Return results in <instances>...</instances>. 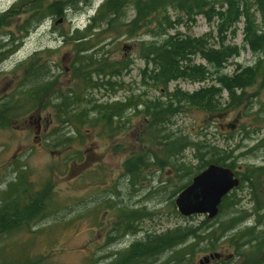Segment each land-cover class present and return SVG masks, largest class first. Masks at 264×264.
Listing matches in <instances>:
<instances>
[{
    "label": "rangeland",
    "instance_id": "1",
    "mask_svg": "<svg viewBox=\"0 0 264 264\" xmlns=\"http://www.w3.org/2000/svg\"><path fill=\"white\" fill-rule=\"evenodd\" d=\"M16 1L0 0V14ZM104 1L92 0L87 7L69 12L63 19L42 23L28 34L15 54L0 63V98L19 90L24 71L17 66L35 53L42 51L39 63H46V73L40 82L52 84L56 77L55 84L46 94L45 103L40 104L36 114L31 115L37 108L27 110L25 115L11 122L8 129H0V207L7 201L4 194L9 183L21 187L19 196L10 198L12 202L16 199L14 208L17 212L23 211L25 202L41 203L39 218L29 224L16 222L20 223L17 231L0 234V264H111L116 254L124 253L131 244L147 236L179 226L198 227L207 220L206 217H182L174 202L182 191L179 190L187 187L197 175V169L207 162L208 154L203 144L226 152L224 157L231 152L225 161L226 164L234 162L233 170L238 175L245 166L264 167V73L257 78L255 86L245 91L240 105H232L217 115L180 104L182 108L159 127L158 137L148 130L150 123L140 113H125L120 120L125 123L123 127L119 122L116 125V120L112 129L103 127V123H94L91 106L95 104L124 103L137 96L144 101H164L163 90H155L146 79L143 82L141 70L144 62L139 57L141 42H158L160 39L143 35L141 31L132 37L111 38L103 46L105 63L115 65L116 69L126 68L117 79L122 88L115 94L96 90L90 95L87 91L83 94L82 88L79 91L83 83L70 73L73 42L64 41L71 37L73 31H82ZM132 15V10H129L128 17ZM242 29L243 24L240 23L234 38L229 36L227 41V44L237 46L239 56L229 60L219 74L231 76L253 66L258 60L264 63L263 53L253 55L244 45ZM175 32L191 37L212 32L214 36L215 25L198 17L194 24L187 23L169 34ZM65 33L67 38L62 39ZM97 42L95 40L93 45ZM197 63L205 65L200 60ZM67 68L69 73H66ZM219 74H212L204 83L173 82L168 86L167 94L176 90L193 94L209 87ZM67 90L78 93L79 98L85 101L77 105V110L85 114L82 118L85 123L76 124L78 129L61 124L62 119L58 118L54 108L58 99L52 92L60 95ZM222 102H227L226 94L222 95ZM38 118L41 127L36 134ZM164 135L201 145H186L179 154L171 157L164 152L161 139ZM137 158H141L143 163L132 173L127 171L129 161ZM254 186L253 183H245L237 188V206L230 205L214 220L206 221L211 230L225 226L237 213V230L256 225V235L264 231V213L251 216L253 189L255 194L262 193L261 188ZM24 188H29L27 194L31 193L32 198L23 196ZM130 211H137L132 219L133 234L126 233L124 227L126 222L127 225L130 223L129 216L126 217ZM10 212L9 208L8 211L0 210L4 229L12 227L8 222ZM41 212L44 213L41 215ZM219 236L217 232L206 238L208 243L201 244L191 257L192 262L187 264L240 263L226 238ZM259 256L264 257V249L254 258ZM168 257H160L151 264H161ZM205 258L209 260L207 263Z\"/></svg>",
    "mask_w": 264,
    "mask_h": 264
},
{
    "label": "trees",
    "instance_id": "2",
    "mask_svg": "<svg viewBox=\"0 0 264 264\" xmlns=\"http://www.w3.org/2000/svg\"><path fill=\"white\" fill-rule=\"evenodd\" d=\"M91 2L92 0L16 1L8 10L0 14V63L15 54L28 34L42 23L52 22L57 18L63 19L69 12H78ZM129 10L133 12L131 18L128 17ZM198 17H203L209 24L215 25L214 36L212 32L201 37L181 36L178 32L169 34L170 31L187 23L194 24ZM240 23L243 24L244 45L253 55L264 54V0H134L132 2L105 0L94 17L89 20L86 28L82 31H73L71 37L64 41V43L73 42L74 57L70 65V73L83 83L78 84L79 91L82 88L83 94L87 91L86 93L90 95L93 90L115 94L119 88H122V83L117 79L122 76L120 72L124 67L116 69L115 65L105 63L106 55L103 53L105 43L114 37L117 39L132 37L139 31L153 39L159 38L158 42L155 40L141 42L139 57L144 62V68L141 70L143 82L146 79L147 84L155 90H163L164 101H149V99L144 101L141 96H137L124 103L91 106L95 124L103 123V127L112 129L117 121L116 125L121 123L120 127H123L125 123L120 120L125 113H140L150 123L148 130L158 137L159 127L182 108L180 104L210 115H217L232 105L236 107L240 105L245 91L255 86L257 78L263 75L264 63H260L259 60L253 66L246 67L231 76L219 74L229 60L239 56L240 50L237 46L229 45L227 41L229 36L234 38L237 25ZM10 28L13 30L9 31ZM61 38H67V34H63ZM95 40L98 42L93 45ZM40 54L43 52L35 53L30 59L17 66V69L24 71V78L18 91L0 98V129H8L11 122L25 115L27 110L37 108L31 115L36 114L41 107L40 104L45 103L46 94L55 84L56 77L52 79V84L40 82L46 73V63H39ZM197 60L205 65L197 63ZM92 67L95 68L91 70ZM212 74L220 76L217 75L209 87L201 88L193 94L179 90L167 94V88L173 82L182 80L204 83ZM262 84L264 85V82ZM223 94H226L227 102H222ZM52 95H56L58 99V104L54 108L57 110L58 118L62 119L61 124L76 126L78 129L79 126L76 124L85 123L82 120L85 114L77 110V105L85 101L79 98L78 93L67 90L60 95L52 92ZM139 107L141 111H138ZM161 139L164 152L171 157L179 154L186 145L193 147L201 145L197 142L188 143L184 138L172 139L170 135H164ZM203 146L208 159L204 166L197 169V174L210 164L234 169V162L226 164L225 161L230 158L231 152L224 157L226 152L210 145L203 144ZM142 163L141 158L129 161L130 165H126L127 171L132 173ZM235 174L239 177L238 187H242L245 183H253L254 188L262 189L261 195L255 194L253 189L251 202V216H260V213H264V167L245 166L239 175L237 172ZM19 189L21 187L18 185L9 183L4 194L7 201L5 200L0 210L4 208L8 211L9 208L11 215L8 216V222H11L12 227L4 229L3 220L0 219V234L17 231L20 223L16 222H21L22 225L29 224L40 217L41 203L25 202L23 211H16L14 208L16 199L12 202L10 198L17 196ZM27 190L29 188H24L23 196L32 198L31 193L27 194ZM236 191L237 188L223 199L218 216L230 205L237 206ZM43 213L41 212V215ZM121 213H124V210H121ZM136 214L137 211H130V215H126L130 220L128 225L127 222L124 225L126 233H135L132 219ZM243 214L249 217L245 212ZM238 220L235 213L225 226L220 225L216 230L220 234L219 238H226L227 244L234 249V255L240 260L238 264H264V257L254 258L264 249V231L256 235V225L237 230ZM206 221L201 222L198 227L179 226L158 235L147 236L142 241L131 244L124 253L116 254L111 264H151L156 263L160 257L168 255L169 257L161 264L190 263L196 249L201 244L208 243L206 238H211L217 233L211 230ZM233 231L234 233L231 234ZM188 242L192 243L187 245Z\"/></svg>",
    "mask_w": 264,
    "mask_h": 264
},
{
    "label": "water",
    "instance_id": "3",
    "mask_svg": "<svg viewBox=\"0 0 264 264\" xmlns=\"http://www.w3.org/2000/svg\"><path fill=\"white\" fill-rule=\"evenodd\" d=\"M39 124L40 118L36 121V125ZM238 186L239 179L235 171L228 167L210 164L194 176L191 183L177 195L174 202L176 210L185 218L205 216L207 220H213L219 214V206L223 199ZM210 258L212 259L213 256ZM204 261L207 263L209 260L205 258Z\"/></svg>",
    "mask_w": 264,
    "mask_h": 264
},
{
    "label": "flooded vegetation",
    "instance_id": "4",
    "mask_svg": "<svg viewBox=\"0 0 264 264\" xmlns=\"http://www.w3.org/2000/svg\"><path fill=\"white\" fill-rule=\"evenodd\" d=\"M66 73H69V69L67 68L66 69ZM40 127H41V121H40V124H39V126H37V130H39L40 129ZM38 132V131H37ZM38 134H39V132H38Z\"/></svg>",
    "mask_w": 264,
    "mask_h": 264
},
{
    "label": "bare ground",
    "instance_id": "5",
    "mask_svg": "<svg viewBox=\"0 0 264 264\" xmlns=\"http://www.w3.org/2000/svg\"><path fill=\"white\" fill-rule=\"evenodd\" d=\"M86 27H87V26H86ZM86 27H85V28H86ZM85 28H84V29H85ZM84 29H83V30H84ZM125 69H126V68H124L123 70H125ZM123 70H122V71H123ZM118 75H119V74H118Z\"/></svg>",
    "mask_w": 264,
    "mask_h": 264
}]
</instances>
